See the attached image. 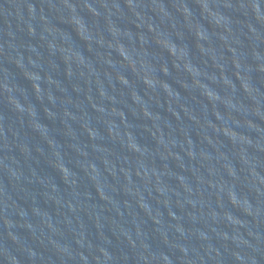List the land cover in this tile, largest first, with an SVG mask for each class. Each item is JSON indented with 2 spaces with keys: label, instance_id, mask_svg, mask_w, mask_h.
I'll return each instance as SVG.
<instances>
[{
  "label": "water",
  "instance_id": "95a60500",
  "mask_svg": "<svg viewBox=\"0 0 264 264\" xmlns=\"http://www.w3.org/2000/svg\"><path fill=\"white\" fill-rule=\"evenodd\" d=\"M0 264H264V0H0Z\"/></svg>",
  "mask_w": 264,
  "mask_h": 264
}]
</instances>
